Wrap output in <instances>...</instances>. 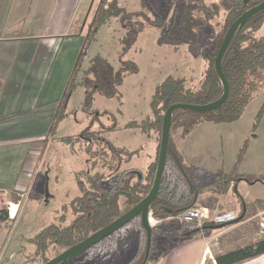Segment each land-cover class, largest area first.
<instances>
[{"label": "rangeland", "instance_id": "1", "mask_svg": "<svg viewBox=\"0 0 264 264\" xmlns=\"http://www.w3.org/2000/svg\"><path fill=\"white\" fill-rule=\"evenodd\" d=\"M101 1L79 0L75 14V29L78 33L83 28L86 36L92 16ZM117 2L131 15L130 22L135 28L140 24L144 27L136 41L124 52L126 21L112 18L99 30L96 39L87 46L75 81L78 87L69 100V116L59 122L56 128L57 135L47 144L43 143L40 152L37 153L39 158L43 159V164L38 173L40 176L35 191L29 193L19 219L13 222V227L11 229L0 227L3 264H41V260L33 255L30 241L47 226L56 224L59 217L66 215L67 221L64 225H68L74 218L71 203L82 196L78 174L88 171H91L92 175L101 173L104 174L107 183L109 176L114 175L113 177L118 178L120 175L116 173L119 164L122 171L134 169L141 175L145 173L152 160H155L151 158H157L159 145V133L155 131L153 125H149L155 120L151 108L152 98L156 89L167 78L185 79L187 88L195 90L201 86L211 44L224 29L225 9L221 6L222 0L204 1L212 11L218 10L221 16L200 29L183 22L185 18L188 20L187 14H191L193 19L201 17V12H192L190 5L193 0H117ZM68 31L71 35L74 34L72 27ZM258 35L264 36V28ZM85 38L79 54L85 47ZM98 56L111 63L116 71L122 72L120 96L108 99L96 95L92 108L83 110L85 93L79 84L90 61ZM126 66L128 68L123 70ZM258 90L240 119L235 122L214 123L206 114L182 111L177 114L181 119V126L178 128L172 126L170 133L172 156L176 153L180 155V160L190 177V182L184 181L180 176L175 180L177 173L172 174L174 181L170 186L172 190L170 192H178L179 197H183L191 194V185L195 189L203 190L210 189L220 178L236 179L229 196L224 199L227 209L222 207L221 212L232 211L240 217L242 205L235 211L234 203L231 201L241 198L247 206V215L243 221L249 223L247 224L249 228L244 234L250 238L255 237L256 232H264V111L261 117L257 118L264 106V79L260 81ZM84 132L87 133L83 135ZM79 137L83 138L75 144V150L62 141ZM86 147L91 148L96 157L94 154L88 155L85 152ZM128 153H134L129 164L125 162ZM112 157H116L117 162ZM95 160L98 161V166L93 169ZM26 173L25 171L23 176ZM82 179L85 188L90 189L87 179L85 177ZM127 179L128 176L124 181ZM170 179L168 182L172 181ZM136 180L137 177L132 182ZM194 197L196 201L193 207H207L202 204L206 202L204 198H199V202L201 201L199 203L198 197L196 195ZM0 208L3 209L4 206ZM12 210L15 213L17 207L13 206ZM152 228L153 250L146 261L147 264L162 262L163 253L168 246L179 240L177 237L183 238L175 233L182 231L183 234L190 230L189 227L166 219ZM137 229L140 231L129 224L117 231L114 238L105 240L100 246L96 245L95 249H90L68 264H133L141 260L146 251V237L141 223ZM165 231H171L169 233L172 234L167 237ZM136 234L142 239L141 250L136 248L134 250L137 243ZM62 252L64 251L52 249L47 256L51 260Z\"/></svg>", "mask_w": 264, "mask_h": 264}, {"label": "trees", "instance_id": "2", "mask_svg": "<svg viewBox=\"0 0 264 264\" xmlns=\"http://www.w3.org/2000/svg\"><path fill=\"white\" fill-rule=\"evenodd\" d=\"M204 1L205 0H193V3L190 5L192 6V12H201V17L198 16L197 18L199 19H193L191 14H187L186 17L188 20L185 18V21H183L184 24L192 25L197 29H200L201 27L208 25L214 18L221 16L218 10L212 11L210 7L204 4ZM262 2H264V0H249V3L246 5L244 0H222L221 6L225 9L224 29L217 40L211 44V51L207 58L208 64L204 78L201 81V86L198 90L190 87L187 88V81L185 79L173 77L167 78L156 89L151 103L155 120L152 121L153 124L149 123V125H153L154 129L159 132V142L161 139L163 117L170 106L174 104L206 105L221 97L223 86L214 66L218 51L231 25L245 12ZM112 18H121L122 22L126 21L124 26H126L127 33L123 42L124 52H126L136 41L142 27H144L140 24L138 25V28H135L130 22L131 15L118 5L117 0L112 2L109 0H102L100 2L92 16L89 31L85 38V47L83 48L75 66L73 78L67 88V93L64 97L61 110H59L57 114V121L55 122L54 127L51 128V135L56 133L57 123L67 116L65 107L78 87L75 81L82 66L83 58L86 55L87 46L96 39L99 30L107 25ZM263 28L264 11L255 15L245 26L237 31L222 63V70L230 88L229 97L225 104L218 110L205 113L211 122L232 123L239 120L244 109L258 93L260 81L264 79V36L258 35ZM127 68L128 66L123 70H126ZM133 70H135V68H133ZM122 82V72L116 71L111 63L99 56L92 59L89 63L88 69L84 71L82 82L79 84L85 93V100L82 107L83 110H90L92 108L96 95H101L108 99L119 97V86ZM263 111L264 106L260 110L257 118L261 117ZM178 112L182 111H176L173 115L172 121V126H175L176 128L181 126V119L177 115ZM87 132H84L83 135ZM82 138L83 137L76 139L67 138L62 141L65 145L75 150V144ZM171 149L172 147L170 145L159 197L151 208L153 217L157 220H164L169 217L178 216L194 206L196 201V198L194 197L195 195L196 197H199L205 192L213 193V195L207 199L203 205L215 209L218 204V199L215 195H225L229 193L232 185H235L234 183H236V179L220 178L217 182L213 183L210 189L205 188L203 190L198 188L195 189L191 185V195L179 197L180 194H178V192H175L176 194L170 192L172 191L170 190V186L173 182H168V179L172 174L176 173L174 168H178V173L181 174V172H183V175L187 177H189V174L180 160V155L176 153L172 156ZM115 151L120 154L119 151ZM86 153L90 156L94 154L96 157V153H92L91 148H88ZM128 156H131V154L128 153ZM114 159L117 160L116 157H114ZM170 163L174 165V167L171 166V170L168 168ZM97 166L98 161L95 160L93 162V169ZM105 166L106 164L104 163L103 167ZM156 168L157 160L149 169L148 179H145L147 182L146 184L139 181L138 184L131 186L129 180L124 183L122 187L118 180L119 178L113 177L114 175L109 176L106 183V178L104 177V174L101 173L92 175L91 171H88L78 174V185L82 191V196L76 198L71 203L74 218L68 225H64L67 221L66 215H64L59 218V221L56 224L47 226L37 234L35 238L30 241L31 247L33 248V255L41 260V264H45L50 260L47 256L50 250L59 249L65 251L113 223L122 214L118 207V200L120 197L125 195L127 199H129V204L131 205H137L140 203L149 193L153 185L152 182L155 177ZM166 172L167 177H165ZM83 177L87 179L88 184L91 186L88 190L83 183ZM174 179L177 180V175H175ZM189 180L186 179L185 181ZM239 180L241 181L242 179ZM2 225L6 226L8 229L13 227V222L6 210H0V226ZM187 227L195 228L194 226ZM205 232L211 231L207 230ZM152 250L153 248L151 247L149 258ZM261 255H264V238L256 244L219 256L216 258V262L217 264H241ZM144 257L145 253L137 264H147V262L145 263L144 261Z\"/></svg>", "mask_w": 264, "mask_h": 264}, {"label": "crops", "instance_id": "3", "mask_svg": "<svg viewBox=\"0 0 264 264\" xmlns=\"http://www.w3.org/2000/svg\"><path fill=\"white\" fill-rule=\"evenodd\" d=\"M78 2L0 0V206L17 207L16 212L10 215L12 222L19 219L25 200L30 192L35 191L43 164L37 153L43 143L47 144L57 135H51V128L57 121L86 37L83 28L79 33L75 29ZM70 27L73 35L68 31ZM68 105L69 102L65 107L66 117L69 116ZM151 159L155 160L150 165L157 160L156 157ZM169 166L170 170L171 166L174 167L172 163ZM174 169L184 181L190 179L183 172L178 173V168ZM25 171L36 172L33 181L23 177ZM212 195L210 192L202 193L197 201L199 198L207 200ZM226 196L229 193L215 195L217 206L208 208L213 213L221 212L222 207L226 210ZM231 203L237 211L241 200L232 199ZM247 224L243 221L227 226V230L200 231L190 235L187 233L196 228L189 227L191 230L183 234L179 231L175 234L183 238L177 237L179 240L168 246L159 264H217V257L256 244L264 238L263 231L256 232L255 237H247L244 234L249 228ZM169 232H166L167 237L172 234ZM137 235L135 248L141 250L142 239ZM241 264H264V255Z\"/></svg>", "mask_w": 264, "mask_h": 264}, {"label": "water", "instance_id": "4", "mask_svg": "<svg viewBox=\"0 0 264 264\" xmlns=\"http://www.w3.org/2000/svg\"><path fill=\"white\" fill-rule=\"evenodd\" d=\"M244 3L247 5L249 0H244ZM264 11V2L261 4L251 8L247 12H245L242 16H240L229 28L228 32L225 35V38L222 42V45L218 51V54L215 59V71L220 79V82L223 86V93L221 97L209 104L206 105H190V104H174L170 106L164 114L162 121V129H161V139L158 151V159H157V168L155 172V177L153 181V185L149 191V193L141 200V202L132 210L125 213L123 216L115 220L113 223L108 225L107 227L97 231L84 241L66 249L57 257L49 260L45 264H67L70 261L78 258L79 256L85 254L90 249L94 248L96 245L101 243L103 240L116 233L124 226H126L129 222H131L134 218L139 217L141 220V225L146 233V253H145V262L148 260L151 246H152V237H153V229L150 225V212L154 202L159 197V192L162 184V178L165 171V167L167 164L168 150L170 146V133L172 128L173 115L176 111H186L192 113H210L218 110L221 106H223L226 100L229 97L230 88L228 82L224 76L222 70V63L224 56L231 45L237 31L241 29L246 23L253 18L255 15ZM139 176L141 174L137 173ZM235 192L237 191V186L234 187ZM239 197V195L236 193ZM240 198V197H239ZM241 200V198H240ZM242 204V214L236 221L230 223L229 225H216V226H206L203 229H195L187 235L195 234L200 231H217L225 229L227 226L238 224L244 220L247 214V206L243 200H241Z\"/></svg>", "mask_w": 264, "mask_h": 264}, {"label": "built area", "instance_id": "5", "mask_svg": "<svg viewBox=\"0 0 264 264\" xmlns=\"http://www.w3.org/2000/svg\"><path fill=\"white\" fill-rule=\"evenodd\" d=\"M29 181H33V178L36 177L35 171H28L25 176ZM13 205L4 206L0 210L8 211L9 215L12 214ZM150 220L156 221L159 225L163 220H157L153 217L152 211L150 212ZM238 218L234 212H222V213H213L211 209L204 206L192 207L189 210H186L175 217H169L166 221L175 222L184 226H194L196 229H203L206 226H216V225H229L233 223ZM261 227L263 225L261 224ZM4 253L0 251V264H3Z\"/></svg>", "mask_w": 264, "mask_h": 264}, {"label": "flooded vegetation", "instance_id": "6", "mask_svg": "<svg viewBox=\"0 0 264 264\" xmlns=\"http://www.w3.org/2000/svg\"><path fill=\"white\" fill-rule=\"evenodd\" d=\"M87 149H88V147H86V149H85V152H87ZM107 154V153H106ZM129 154H131V156H128L127 158H126V160H125V162L127 163V164H129V163H131L132 162V160H133V157H134V153H129ZM112 159H114V157H112ZM115 160V159H114ZM116 162H117V160H116ZM155 164V163H154ZM117 165H118V163H117ZM121 164H119L118 165V168H117V170H116V173H119L120 175L119 176H117L119 179V182H120V184H121V187L124 185V183H126L127 181H129L130 180V184H131V186H134L135 184H138L139 183V181L141 182H143L144 184H146L147 182H146V178L148 179V174H149V169H150V167L152 166V165H149V168H148V171H147V173H144V174H142L141 176H139L138 174H137V171L136 170H134V169H130V170H128V171H122V168L121 167H119ZM166 168V167H165ZM126 176H128V179L127 180H125L124 181V178L126 177ZM137 177V180L135 181V182H132L133 181V179L134 178H136ZM154 181V180H153ZM133 183V184H132ZM153 183V182H152ZM120 202H122V204H120ZM139 204V203H138ZM137 204V205H138ZM137 205H131V204H129V199H127V197L125 196V195H122L121 197H120V199L118 200V207H119V210L121 211V216H123L125 213H127L128 211H130V210H132L133 208H135ZM72 210V209H71ZM120 216V217H121ZM119 217V218H120ZM118 219V218H117ZM116 219V220H117ZM141 223V220H140V218L139 217H137V218H134L131 222H129L126 226H128L129 224H132L133 225V228L135 229H137L138 228V225ZM126 226H124V227H126ZM123 227V228H124ZM117 233V232H116ZM116 233H114V234H112L111 236H109L108 238H106L105 240H110V239H112V238H114L115 237V235H116ZM105 240H103L101 243L103 244L104 243V241ZM101 243H99L98 245L100 246V245H102ZM98 246V247H99ZM135 245H134V249H135ZM138 262H136V263H133V264H137Z\"/></svg>", "mask_w": 264, "mask_h": 264}, {"label": "bare ground", "instance_id": "7", "mask_svg": "<svg viewBox=\"0 0 264 264\" xmlns=\"http://www.w3.org/2000/svg\"><path fill=\"white\" fill-rule=\"evenodd\" d=\"M12 213H14L13 210H12ZM150 225H151V227H153V226L157 225V223L154 220H150Z\"/></svg>", "mask_w": 264, "mask_h": 264}]
</instances>
